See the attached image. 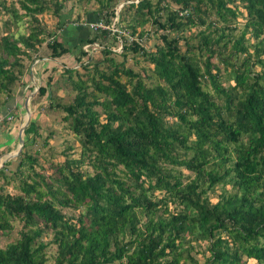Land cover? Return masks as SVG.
Returning <instances> with one entry per match:
<instances>
[{
    "label": "trees",
    "instance_id": "1",
    "mask_svg": "<svg viewBox=\"0 0 264 264\" xmlns=\"http://www.w3.org/2000/svg\"><path fill=\"white\" fill-rule=\"evenodd\" d=\"M65 1L0 0L2 102L14 99L24 58L43 42L50 58L71 54L85 70L62 65L61 80L48 74L37 87L48 107L64 113L79 156L63 152L47 178L33 170L37 158L26 149L38 127L28 121L12 171L19 192L0 187V236L20 222L17 236L0 247V264H47L50 245L52 264H264V0L125 4L131 19L120 12L118 21L130 34L159 40L151 47L143 38L121 44L123 55L130 50L150 63L152 85L115 62L105 44L102 58L83 61L82 47L107 30L95 27L71 45L45 30L37 15L50 11L62 24ZM118 1L96 0L88 22L109 24ZM23 18L27 32H18ZM59 83L74 91L70 101L49 88ZM24 162L33 176L20 177ZM200 243L201 262L190 254Z\"/></svg>",
    "mask_w": 264,
    "mask_h": 264
},
{
    "label": "rangeland",
    "instance_id": "2",
    "mask_svg": "<svg viewBox=\"0 0 264 264\" xmlns=\"http://www.w3.org/2000/svg\"><path fill=\"white\" fill-rule=\"evenodd\" d=\"M131 1L136 2L137 0H120L115 4V16L111 18L109 24H105L103 21L96 23L98 26L100 25L98 28L107 30L108 33L99 34L96 42H93L90 45H84L82 47L83 49L85 47L88 54V57L83 58V61H86V58L87 60L88 58H91V60L102 58L103 54L101 53L100 49H102L105 44V46H107L111 51L109 56H111L115 62L123 61V67L129 68L134 73L140 74L141 78L147 85H152L155 81L153 77H149L152 75L150 63L144 60L141 55H138L137 53H134L130 50H124L125 54H122L121 44H127L134 38L136 40H142V38L145 39L143 45L147 47H151L153 44H157L159 42V40H157L153 35H143V37H137L136 34L132 35L130 34V30L124 27L125 21L131 19V14L133 11L132 9H126L125 4ZM7 2H10V0H7ZM234 3L237 4V1L235 0ZM97 6L98 3L96 0L65 1L59 12V20L62 21V24L57 23L58 18L54 17L50 11H45L41 14H38L37 18L45 30L49 31V33L57 40H65L63 37V35H65V37H67L66 42L71 45L77 42L81 34H85L86 32L89 33L90 30H94L90 26V23L92 22L88 21H90L92 18L91 12H93ZM237 6L240 8L239 5ZM240 10L243 9L240 8ZM120 12H124V17L126 18L125 21H118V13ZM243 15L244 12L242 11V16H238L236 18V24L238 27L244 22L245 18H243ZM6 18H8V13H4L1 19L3 20ZM18 24V32H27L26 18H23ZM69 24L73 26L81 25L84 26V29L77 30V27L76 29H73L74 27ZM64 27L67 28L62 31ZM144 28L148 32L153 30V27L149 23L145 24ZM136 29L138 30L139 28L137 27ZM238 30L239 28H237L234 33H237ZM72 31H75L73 37L70 35ZM114 34H117L116 41L112 40V36ZM44 44L45 42L40 45L38 52L31 54V58H24L23 62L25 63L26 71L23 73L25 80L22 82L24 84L28 82L27 72L29 71V68L34 66V73L36 72L35 75L37 78L33 79V83L30 84L28 88H23L21 81L16 84L14 92L19 96L17 104L13 105L12 103L15 99H9L2 102L1 100L3 99V96H0V117L5 115L11 116V120L9 122H4L0 126V170H2V173H0V187L3 192H9L10 194L19 192L18 189L15 188L17 177H15L16 175H13L12 171L16 170L17 157L19 156L17 154L15 155L19 143L18 136L20 135V139L23 143L24 135L22 131L28 123L27 120H35L38 127V136L35 137L33 143L26 149L30 154L37 158V163L34 165L33 170L47 178V175H52L55 165L59 164L64 159L65 155L63 152H66L67 156L72 158H77L79 156L80 146L77 138L69 130L68 123L61 119L64 113L54 109L53 107H48V103L46 101L47 98L44 97L45 95L39 97L36 95V92L37 87L45 83L46 76L48 74H52L54 77L61 80L60 76L62 75L61 72L63 66L75 68L79 70V72H84L85 70L74 61L71 54L66 53L59 58H50L48 56V49ZM249 51L251 52V48ZM44 57L48 58L39 60ZM212 61L216 62V59L212 58ZM52 67L57 68L55 73L50 71V68ZM99 67L105 70L107 69L105 63H100ZM254 68L258 70V65H255ZM224 72V69L221 67L220 75L223 76ZM72 76L74 77V75ZM126 78V76L122 75L121 80L127 81ZM221 80H223V78H221ZM49 88L53 91V93L59 94L57 99L63 103L70 101L74 94V91L70 90L69 85L64 86L63 84L62 86L61 83H59V87L57 89L54 87V85H50ZM21 89H23V91H21ZM21 92L23 94H21ZM54 101L57 100H52V102ZM21 128L22 131L20 132ZM23 149L24 148H21V150ZM84 163L85 164H83L82 167L88 168V165L86 164L87 162L84 161ZM21 169L22 174H20V177H23L27 172L33 176L31 171L27 169V162L26 164L24 162V166H22ZM180 172L183 174L188 173L183 168L180 169ZM224 187L228 188L227 185H224ZM221 188L222 187L218 185L214 187L213 192H209L212 201L215 200V194L222 190ZM169 208H172V204H170ZM64 210L70 212V209ZM74 213L76 212L74 211ZM19 226L20 222L15 221L13 223V229L8 232V235L0 236V247H2L6 242L13 240L17 236L16 232ZM45 238L48 237H44V239ZM53 251L54 245H50L48 248H46V255L48 258L47 264H52ZM203 252V243H200L199 245L195 244L194 248L190 250V254L193 256V258H196L200 262L202 261ZM204 253L206 254V252ZM243 260H245L244 264H256L255 260L251 258H243Z\"/></svg>",
    "mask_w": 264,
    "mask_h": 264
},
{
    "label": "crops",
    "instance_id": "3",
    "mask_svg": "<svg viewBox=\"0 0 264 264\" xmlns=\"http://www.w3.org/2000/svg\"><path fill=\"white\" fill-rule=\"evenodd\" d=\"M74 29V28H73ZM47 59L48 57H44V58H41V59H39V60H44V59ZM33 68V69H32ZM32 68H29V71L27 72V76H28V82L27 83H23L22 81H24L25 79H24V77L22 76V78H21V83L23 84V88H28V86L30 85V84H32L33 83V79H36L37 77H36V75H35V73H34V71H35V66L34 67H32ZM30 69H32V70H30ZM36 69H38V68H36ZM21 91H23V89H21ZM17 92V91H16ZM21 94H23L22 92H21ZM18 95L17 94H14V99L15 100H13V105H16L17 104V100H18V98H19V96L17 97ZM1 139V138H0ZM1 143V142H0Z\"/></svg>",
    "mask_w": 264,
    "mask_h": 264
},
{
    "label": "built area",
    "instance_id": "4",
    "mask_svg": "<svg viewBox=\"0 0 264 264\" xmlns=\"http://www.w3.org/2000/svg\"><path fill=\"white\" fill-rule=\"evenodd\" d=\"M90 24H91L90 25L91 28H95V27H99L100 26V25L98 26L96 23H93V22L90 23ZM86 45H88V44H86ZM84 50H86L85 47H84ZM10 120H11V116L10 115H5L3 117H0V126H1L2 123L7 122V121L9 122Z\"/></svg>",
    "mask_w": 264,
    "mask_h": 264
},
{
    "label": "water",
    "instance_id": "5",
    "mask_svg": "<svg viewBox=\"0 0 264 264\" xmlns=\"http://www.w3.org/2000/svg\"><path fill=\"white\" fill-rule=\"evenodd\" d=\"M27 122H28V120H27ZM22 131V128L20 129V132ZM18 148H17V151H16V153H15V155L16 154H18L19 153V151H20V149H21V146H22V141H21V139H20V135L18 136Z\"/></svg>",
    "mask_w": 264,
    "mask_h": 264
}]
</instances>
